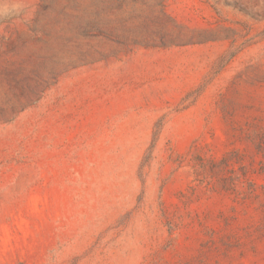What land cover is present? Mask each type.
Wrapping results in <instances>:
<instances>
[{
    "label": "rangeland",
    "instance_id": "rangeland-1",
    "mask_svg": "<svg viewBox=\"0 0 264 264\" xmlns=\"http://www.w3.org/2000/svg\"><path fill=\"white\" fill-rule=\"evenodd\" d=\"M0 264H264V0H0Z\"/></svg>",
    "mask_w": 264,
    "mask_h": 264
}]
</instances>
